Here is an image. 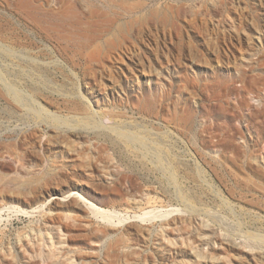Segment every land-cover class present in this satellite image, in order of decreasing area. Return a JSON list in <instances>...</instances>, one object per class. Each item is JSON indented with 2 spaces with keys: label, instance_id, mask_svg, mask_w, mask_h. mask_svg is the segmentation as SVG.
<instances>
[{
  "label": "rangeland",
  "instance_id": "obj_1",
  "mask_svg": "<svg viewBox=\"0 0 264 264\" xmlns=\"http://www.w3.org/2000/svg\"><path fill=\"white\" fill-rule=\"evenodd\" d=\"M0 264H264V0H0Z\"/></svg>",
  "mask_w": 264,
  "mask_h": 264
},
{
  "label": "bare ground",
  "instance_id": "obj_2",
  "mask_svg": "<svg viewBox=\"0 0 264 264\" xmlns=\"http://www.w3.org/2000/svg\"><path fill=\"white\" fill-rule=\"evenodd\" d=\"M53 118L57 119L58 121H60L61 123L63 122V120L59 117H54L52 116ZM128 137V136H127ZM129 138L133 139V136H129Z\"/></svg>",
  "mask_w": 264,
  "mask_h": 264
}]
</instances>
